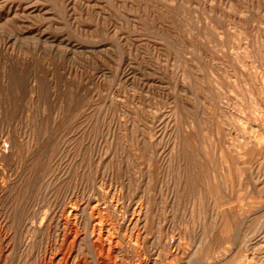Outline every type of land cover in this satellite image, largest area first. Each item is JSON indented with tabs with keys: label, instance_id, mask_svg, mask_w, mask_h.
<instances>
[{
	"label": "rangeland",
	"instance_id": "obj_1",
	"mask_svg": "<svg viewBox=\"0 0 264 264\" xmlns=\"http://www.w3.org/2000/svg\"><path fill=\"white\" fill-rule=\"evenodd\" d=\"M72 217L86 264L92 220L121 222L116 264H245L264 0H0V264H41Z\"/></svg>",
	"mask_w": 264,
	"mask_h": 264
},
{
	"label": "bare ground",
	"instance_id": "obj_2",
	"mask_svg": "<svg viewBox=\"0 0 264 264\" xmlns=\"http://www.w3.org/2000/svg\"><path fill=\"white\" fill-rule=\"evenodd\" d=\"M104 206L105 205H103V207ZM74 211L75 209L72 206L69 213L73 212L72 214H75ZM72 214H68V215L70 216ZM72 218L73 220L63 221V229H62L63 239H62L60 249H58L57 252L51 253L48 259L42 262L41 264H86V261L84 259L75 258L73 260V257H72V253H73L72 249H73L76 239L79 236V232H78L79 220H74V217ZM120 225H121V222L116 223V222H112L109 220H92L91 221L89 233L92 239L93 247L96 251L98 264H116L117 263L116 252L118 249L122 247L121 241L124 238H127L125 237L126 234L120 235L118 233ZM142 233L143 232L141 231V228L139 227L135 233L133 234L129 233L128 239L132 240V238H134L136 240L134 242L135 247L138 246L137 240L140 239V237L142 236ZM258 238H262V241H263V243H261L259 247L256 246V244L258 243V240H257ZM257 239L253 237L251 238L252 242L245 244V248L249 250V253L242 254L241 246L239 244L240 249L237 251V254H239L240 256L239 260L241 262H244L245 264H253L254 262L256 264H264V231L262 234H260L259 237H257ZM255 254L259 255L258 261L255 259ZM241 256H244V257L242 258ZM143 260H144V257L140 259V261H143ZM230 261L231 259L227 260V263Z\"/></svg>",
	"mask_w": 264,
	"mask_h": 264
}]
</instances>
